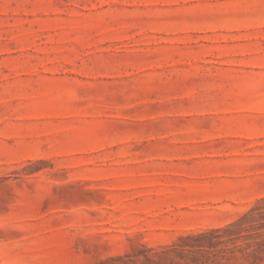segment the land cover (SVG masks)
I'll list each match as a JSON object with an SVG mask.
<instances>
[{
	"label": "rangeland",
	"instance_id": "1",
	"mask_svg": "<svg viewBox=\"0 0 264 264\" xmlns=\"http://www.w3.org/2000/svg\"><path fill=\"white\" fill-rule=\"evenodd\" d=\"M0 264H264V0H0Z\"/></svg>",
	"mask_w": 264,
	"mask_h": 264
}]
</instances>
